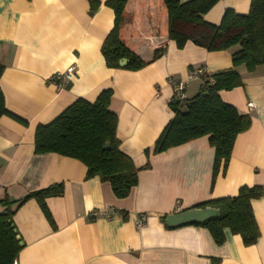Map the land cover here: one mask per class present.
Masks as SVG:
<instances>
[{
    "label": "crops",
    "instance_id": "1",
    "mask_svg": "<svg viewBox=\"0 0 264 264\" xmlns=\"http://www.w3.org/2000/svg\"><path fill=\"white\" fill-rule=\"evenodd\" d=\"M105 1L89 15L88 0H0V87L7 110L27 122L0 117V200L64 185L61 196L45 199L54 227L34 199L15 209L12 220L22 242L17 264H264V65L252 72L237 66L242 85L219 91L223 102L250 115L251 125L237 135L225 172L220 167L213 180L214 148L207 135L160 153L151 150L174 116L168 105L173 83L182 84L183 98L193 97L202 86L194 70L211 74L230 68L238 46L208 51L188 40L178 48L167 36L161 0H127L126 43L144 61L159 47L165 52L139 70L108 68L100 48L113 28L114 12ZM249 6L250 0H219L203 19L219 24L226 9L245 14ZM70 66L74 77L58 88L53 76ZM107 88L119 149L136 167L149 163L124 198L115 197L97 176L86 179L82 162L34 153L37 125L51 122L77 98L94 101ZM242 185L263 188V195L251 200L260 232L253 245L245 246L228 229L217 244L206 228H170L161 219L235 196ZM5 208L0 203V213Z\"/></svg>",
    "mask_w": 264,
    "mask_h": 264
},
{
    "label": "trees",
    "instance_id": "2",
    "mask_svg": "<svg viewBox=\"0 0 264 264\" xmlns=\"http://www.w3.org/2000/svg\"><path fill=\"white\" fill-rule=\"evenodd\" d=\"M219 0H161L167 16V36L174 40L178 48L190 40L208 51L226 50L233 46L238 49L232 53V66L211 74L200 76V91L191 98H177L174 94L169 107L174 116L165 125L156 139L152 152L160 153L170 147L186 143L207 135L210 146L214 148L212 178L222 167L225 172L237 135L251 125V117L238 110L219 97L220 90H231L242 85L236 67L243 65L249 72L264 65V0H250L249 10L245 14L226 9L219 24L203 19ZM88 14L93 15L99 6V0H88ZM127 0H107L105 5L114 12V25L104 38L100 51L108 68L139 70L150 61L160 57L165 47L153 51L150 61L142 60L126 43L122 29L129 16L125 6ZM126 58L125 66L120 67V59ZM0 64V77L3 73ZM112 96L110 88L99 92L94 101L77 98L57 117L47 124H39L34 133V153H57L82 162L87 170L85 178L97 176L100 181L108 182L117 198L126 197L137 185L138 172L148 168L149 163L136 167L132 159L119 149L116 137L117 115L109 109ZM6 115L26 125L27 122L5 107L4 95L0 87V117ZM109 147L105 148V143ZM149 150H146V154ZM63 183L33 190L21 199L0 200L6 208L0 213V264H11L17 258L22 245L16 238L12 217L15 209L29 199H34L44 216L54 227L53 219L45 199L61 196ZM263 195L260 185H242L232 197H222L199 203L196 207L212 206L220 214L203 223L191 225L206 228L213 240L221 244L225 240L224 229L240 235L245 246L257 242L260 232L251 207V200ZM15 208H11L12 205ZM125 217V212H121ZM164 222L165 216L161 217ZM166 227H168L165 224Z\"/></svg>",
    "mask_w": 264,
    "mask_h": 264
},
{
    "label": "water",
    "instance_id": "3",
    "mask_svg": "<svg viewBox=\"0 0 264 264\" xmlns=\"http://www.w3.org/2000/svg\"><path fill=\"white\" fill-rule=\"evenodd\" d=\"M126 58L119 60V66L123 67L127 63ZM105 148L109 147V143L106 142L104 145ZM220 214V210L217 207L205 206V207H192L188 209L181 210L175 213H169L165 215V224L170 227H178L181 225H187L192 223H203L213 217H216ZM16 232V230H14ZM16 238L19 239L18 234ZM19 244L22 242L19 240Z\"/></svg>",
    "mask_w": 264,
    "mask_h": 264
},
{
    "label": "built area",
    "instance_id": "4",
    "mask_svg": "<svg viewBox=\"0 0 264 264\" xmlns=\"http://www.w3.org/2000/svg\"><path fill=\"white\" fill-rule=\"evenodd\" d=\"M205 73V70L202 68V67H198L194 70L193 72V76L194 77H198L200 78V76L202 74ZM74 77V67L70 66L69 68H67L65 71L63 72H59V73H56L54 76H53V81L56 83V86L58 88H64L65 85L67 83H69V81L72 80V78ZM173 88H174V94L176 95L177 98H183V95H182V84L181 83H176L174 82L173 83ZM247 107L248 108H254V102L253 101H248L247 102ZM112 212H107L106 215L109 217L111 215ZM143 218H141L139 221H137V225H141L143 223ZM11 264H17V261L16 259H14Z\"/></svg>",
    "mask_w": 264,
    "mask_h": 264
}]
</instances>
